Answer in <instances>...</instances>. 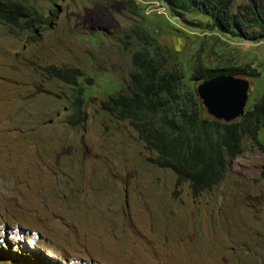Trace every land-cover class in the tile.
Returning <instances> with one entry per match:
<instances>
[{
    "label": "rangeland",
    "instance_id": "obj_1",
    "mask_svg": "<svg viewBox=\"0 0 264 264\" xmlns=\"http://www.w3.org/2000/svg\"><path fill=\"white\" fill-rule=\"evenodd\" d=\"M133 1L34 0L26 4L44 21L32 31L0 22V264L23 256L41 264H264V128L259 142L244 138L220 184L195 198L150 161L155 154L127 121L103 109L127 90L136 48L127 35L137 27L189 72L200 63L259 70L260 78L237 76L250 83L246 108L264 93V42L172 17L162 0ZM49 66L81 71V125L67 122L76 89L51 78Z\"/></svg>",
    "mask_w": 264,
    "mask_h": 264
},
{
    "label": "trees",
    "instance_id": "obj_2",
    "mask_svg": "<svg viewBox=\"0 0 264 264\" xmlns=\"http://www.w3.org/2000/svg\"><path fill=\"white\" fill-rule=\"evenodd\" d=\"M29 1L34 0H0V22L32 31L43 19L26 4ZM122 1L128 8L134 5L133 0ZM162 1L172 17H184L186 22L200 17L208 30L253 43L264 42V0H247L240 6H236V0ZM127 37L128 43L136 46L134 72L127 90L110 96L103 109L129 123L146 150L155 154L150 161L175 174L176 188L188 183L192 196L198 198L224 179L229 166L242 155L245 137L259 142L264 128V93L254 98L240 119L226 123L207 115L193 85L220 75L256 79L262 73L250 66L210 68L201 63L189 72L185 65L173 63L172 59L178 57L158 45L149 29L137 27ZM45 70L51 78L76 89L75 112L67 122L74 127L84 123L86 90L80 86L81 71L54 66Z\"/></svg>",
    "mask_w": 264,
    "mask_h": 264
},
{
    "label": "water",
    "instance_id": "obj_3",
    "mask_svg": "<svg viewBox=\"0 0 264 264\" xmlns=\"http://www.w3.org/2000/svg\"><path fill=\"white\" fill-rule=\"evenodd\" d=\"M249 90L248 80L220 75L200 84L197 95L209 116L232 123L245 114Z\"/></svg>",
    "mask_w": 264,
    "mask_h": 264
},
{
    "label": "clouds",
    "instance_id": "obj_4",
    "mask_svg": "<svg viewBox=\"0 0 264 264\" xmlns=\"http://www.w3.org/2000/svg\"><path fill=\"white\" fill-rule=\"evenodd\" d=\"M203 104V103H202ZM205 107V106H204ZM206 109V108H205ZM207 111V110H206ZM208 115V114H207ZM209 116V115H208ZM224 122V121H223ZM14 253H16V251H13ZM15 256H20V254H16ZM9 258L12 260H16L17 258L12 257L11 255H9ZM17 264H41L39 261L35 262V263H30L28 258L26 256H23L22 261H19Z\"/></svg>",
    "mask_w": 264,
    "mask_h": 264
}]
</instances>
